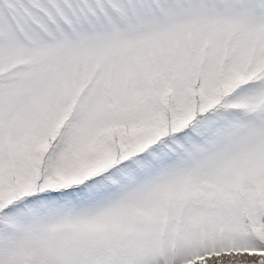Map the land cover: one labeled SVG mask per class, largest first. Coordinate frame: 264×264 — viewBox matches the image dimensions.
I'll use <instances>...</instances> for the list:
<instances>
[{
    "label": "snow or ice",
    "instance_id": "6c2138e0",
    "mask_svg": "<svg viewBox=\"0 0 264 264\" xmlns=\"http://www.w3.org/2000/svg\"><path fill=\"white\" fill-rule=\"evenodd\" d=\"M0 264H264V0H0Z\"/></svg>",
    "mask_w": 264,
    "mask_h": 264
}]
</instances>
